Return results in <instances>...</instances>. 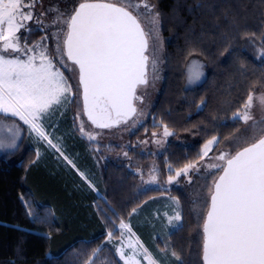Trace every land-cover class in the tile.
Listing matches in <instances>:
<instances>
[{
    "label": "snow or ice",
    "instance_id": "1",
    "mask_svg": "<svg viewBox=\"0 0 264 264\" xmlns=\"http://www.w3.org/2000/svg\"><path fill=\"white\" fill-rule=\"evenodd\" d=\"M37 3L42 0H0V148L17 147L23 131L16 122L18 118L28 126L29 135L35 133L72 164L45 129L50 118L64 104L71 103L74 95L72 84L61 69L76 73L75 94L82 96L83 112L92 125L110 129L136 117L135 125L143 115L138 112V104L144 102L149 69L155 72L157 53L162 47L160 13L149 0H77L66 13L49 9L56 15L46 21L47 12L34 11ZM37 31L44 35L39 41L31 40ZM193 54L194 50L189 53ZM258 58H264V42ZM202 67L198 61L192 62L195 71L190 82L199 80L202 73L198 69ZM256 87L253 84L249 88L231 116L246 126L243 134L213 135L204 143L196 161L178 169L167 165V185H178L181 176L191 183L189 172L199 173L201 167L211 171L207 195L197 214L203 264H264V119L257 120L252 112L257 106L264 109V92L257 93ZM206 107L207 102L201 100L198 109ZM6 119L13 121L11 126L4 123ZM161 127L163 137L173 135L166 124L161 122ZM79 130L89 140L97 139V133L85 130L83 121ZM156 135L152 133L154 138ZM224 141L233 147L221 150ZM161 142L154 139L156 144ZM213 147L219 154L201 165ZM156 171L152 169L144 181L146 185L159 184ZM171 200L176 206L174 214L165 212L164 216L169 225L176 227L182 216L179 200ZM117 231L120 243L116 252L124 264H141L137 257L147 264H159L138 237L133 241L135 234L123 219ZM107 238L111 243L117 237L108 231ZM125 248L131 252L126 254ZM101 251L102 248L95 249L84 264H94ZM161 251L167 253V245ZM170 255L178 264H184L176 251Z\"/></svg>",
    "mask_w": 264,
    "mask_h": 264
},
{
    "label": "trees",
    "instance_id": "2",
    "mask_svg": "<svg viewBox=\"0 0 264 264\" xmlns=\"http://www.w3.org/2000/svg\"><path fill=\"white\" fill-rule=\"evenodd\" d=\"M150 1L162 19L165 80L148 123L131 140L162 129L161 122L174 131L158 157L161 171L169 174L168 164L178 169L196 161L213 135L237 134L242 122L231 119L233 111L253 84L257 85L254 91L264 90V58H258L264 42V0ZM40 33L34 32L30 39H39ZM193 50L195 54L189 55ZM193 57L204 61L207 72L200 85L187 88L186 65ZM69 82L76 93L75 82L70 78ZM201 100L207 107L198 109ZM73 145L77 155L83 146ZM35 157L26 138L16 150L0 156V264H84L97 248L102 251L94 264H122L113 248L104 243L107 227L113 228L111 218L128 220L133 209L156 193L136 196L132 166L110 160L104 174L94 173L105 190V202L69 166L63 169L50 159L34 163ZM171 194L181 201L183 224L169 234L167 231L170 247L163 253V262L178 264L170 255L172 249L184 264H203L197 214L207 194L199 191L188 199L178 188ZM160 222L147 218L136 226L159 256L168 244L159 238L164 235L158 234L162 232Z\"/></svg>",
    "mask_w": 264,
    "mask_h": 264
},
{
    "label": "rangeland",
    "instance_id": "3",
    "mask_svg": "<svg viewBox=\"0 0 264 264\" xmlns=\"http://www.w3.org/2000/svg\"><path fill=\"white\" fill-rule=\"evenodd\" d=\"M76 2L77 0H42V3H37L36 9L34 11L37 13L39 11L47 12L48 15L44 17V19L47 21L52 16L56 15L55 12H49L48 11L49 9L58 8L62 12L66 13L72 7L75 6ZM112 2H115V0H112ZM149 3L155 5V11L159 12L158 7L156 6L155 3H153L150 0ZM141 10L143 11V9ZM28 24L30 27L33 26L32 22H28ZM159 28H160V36L162 40V47L157 53L158 61L155 72L153 73L151 68L149 69L150 79H149V85L144 91V102L143 104H138V112L139 111L143 112V115L139 116V122L133 125V120L137 119L136 117H133L128 121L127 124H120L117 127H112L110 129L96 128L88 121V119L84 115L81 96L77 94L75 112L73 111L72 108V98H71V103L64 104L63 107H61L59 111L50 118V120L45 124V129L47 132L50 133L49 138L52 139L53 143L57 144V146L61 149L64 155L67 156L68 159L72 161V164L75 165V167H73L72 164H69L72 166L73 171H76L78 177L84 180L86 185L91 190H93L99 198L101 197L103 201L106 200L105 190L99 184L95 176L104 174V170H106L105 168L108 164L107 162L110 160L113 161V163L121 162V164L127 163L128 165L132 166L133 168L132 171L134 172L133 174H135L133 183L135 188L134 193L136 194V196L141 195L148 191H154L156 194L150 197L147 200V203H144L143 205L137 207L136 211L132 212V216H130L128 220L124 219V221L125 223H128L130 225L132 232L135 234V236L133 237V241H135V238L138 237L140 242L143 244V246L147 248L148 251L153 255V257L159 261V264H165L162 258L164 257L163 253L165 252L162 251L161 253H159L161 254L159 256L156 251L155 252L154 250L151 251V248L144 241V238H142L139 235L138 231L136 230V226H138V224L141 223V220H145L147 218L154 223L157 220H161L159 225L161 226L162 232H159L158 234H162V235L164 234V235L159 238L162 239V241L165 243L168 242L167 248L168 245L170 247L168 234L170 233V231L174 230L178 226L173 227V225H169L167 222V218L164 216V213L167 212L169 216L174 214V210L176 209V206L172 202L171 197H176L179 200V198L176 195L171 194V191L174 188L183 190L186 193L188 199H191L199 191L201 192L205 191V193L207 194L206 189L208 184H210V180L207 179V177L211 175V171L206 170L204 167H201L199 173H195L194 171L189 172L188 175L191 177V183H188V180L184 176H181L179 178L178 185H167L166 180L168 174H163V172L161 171L159 167L158 157L161 153H163L166 150L168 140L171 139L173 135L168 137H163L162 136L163 128H162L160 130L153 131L157 134L155 138L152 136L153 132L151 133L145 132L143 136L138 140H136L135 142L131 140L133 134L137 133L141 127L145 126L148 123L151 117V112L163 89L167 57H166V49H165V40L162 30L161 16H160ZM42 35H44V33H40V37ZM39 39L34 41H39ZM48 47L49 50L51 51L53 47V42L51 38L48 41ZM193 61H198L199 64L203 65L202 68L198 69V71L201 72L202 75L200 76L199 80H193L192 82H190L189 77L195 71L194 69H192ZM67 63L71 64L70 61ZM57 66L59 67V65ZM61 70L64 71L65 74L67 73L70 80L75 82L77 88V81L75 79L76 73L74 71H66L64 69ZM206 72L207 69L204 61L201 60L200 58L193 57L186 65L185 86L187 88H193L200 85L206 77ZM256 92L260 93V92H264V90L256 91ZM74 96L75 95H73V98H75ZM252 112L257 120L264 119V109L260 108L259 106L254 107ZM82 121L84 123V127L86 131H93L94 133L98 134L96 140H89L86 136L81 134L79 130V124ZM4 123L8 124L9 126H11L12 124V122H8L6 120L4 121ZM27 127H28L27 125H24L23 134L26 137V141H28V143L32 145L36 151V157L34 159V163H41L45 159H50L56 162L57 164L62 165L61 168L66 169L64 163L65 162L68 163V162L63 159L60 153L57 152L52 147H50L45 141L38 139L35 136V133L29 135L26 131ZM245 127L246 126L242 123L241 130L234 136H240L241 134H243ZM169 130L174 134V131H172L171 129ZM154 139H161L162 141L161 144L154 143ZM144 141H147V143H143ZM73 142L74 143L77 142L78 145L83 146L82 150L79 151L77 155L73 153V149H72V147H74ZM5 143H7V140L5 141ZM220 147L221 150H225L226 147L230 149L233 146L229 145V141H225ZM13 149L14 148H7V147L0 148V156L4 152H11L10 150ZM124 152H127L128 156H124L123 155ZM218 154L219 153L217 149L213 147V150L209 152L208 157H205L204 160L200 161V164L203 165L206 162H210L209 158L214 157L215 155ZM141 156L144 157L145 159L141 158ZM80 164L84 166L81 167ZM153 168L157 170L156 175L158 176L159 184L146 185L144 181L148 180L149 174ZM81 173H83V176H81ZM94 173H96V175ZM141 175H143V179L141 178ZM178 210L180 211L182 216V221L180 222L181 225L183 224V208L180 200H179ZM111 220L113 221V228L107 227L106 231L107 232L112 231L114 237L117 238L113 239V241L109 243L108 238L106 237L104 243L113 248L114 254L121 261V263L124 264V262L120 259L118 253L116 252V247L120 243V240L118 238L119 234L117 231V225L119 224L120 221L116 222L115 219L113 218H111ZM173 224H175V222H173ZM167 231H169L168 234H166ZM163 249H165V247H163L162 250ZM125 252L126 254L130 253L131 250L125 248ZM194 254L195 252L193 253V255ZM137 258L141 259V264H147V261H144L141 257H137Z\"/></svg>",
    "mask_w": 264,
    "mask_h": 264
},
{
    "label": "crops",
    "instance_id": "4",
    "mask_svg": "<svg viewBox=\"0 0 264 264\" xmlns=\"http://www.w3.org/2000/svg\"><path fill=\"white\" fill-rule=\"evenodd\" d=\"M6 121H8V122H13L12 120H10V119H6ZM16 122L17 123H19L20 125H21V128H22V130H23V128H24V124H23V122L22 121H18V118H16ZM27 136V135H26ZM24 138H26L25 137V135L23 134V131H22V134H21V136H20V138L17 140V148H18V145H20L21 143H22V141H23V139ZM28 138V137H27ZM17 148H14L13 150H10V151H14V150H16ZM4 153H7V152H4ZM3 153V154H4ZM2 155V154H1ZM65 164V166H69L71 169H73L72 168V166L71 165H69V163H64ZM76 172V171H75ZM93 206H94V208H95V210L97 211V212H99V210H98V206H97V204H96V202H93ZM168 264H172V262L171 263H168Z\"/></svg>",
    "mask_w": 264,
    "mask_h": 264
},
{
    "label": "water",
    "instance_id": "5",
    "mask_svg": "<svg viewBox=\"0 0 264 264\" xmlns=\"http://www.w3.org/2000/svg\"><path fill=\"white\" fill-rule=\"evenodd\" d=\"M81 100H82V96H81ZM82 106H83V102H82ZM84 115L86 116L87 118V115L84 113ZM88 119V118H87ZM89 121V120H88ZM91 123V121H89Z\"/></svg>",
    "mask_w": 264,
    "mask_h": 264
}]
</instances>
